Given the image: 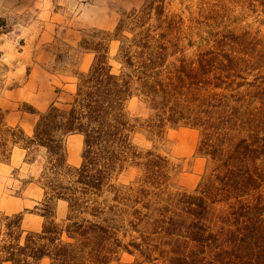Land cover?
I'll use <instances>...</instances> for the list:
<instances>
[{"label": "rangeland", "instance_id": "374dc122", "mask_svg": "<svg viewBox=\"0 0 264 264\" xmlns=\"http://www.w3.org/2000/svg\"><path fill=\"white\" fill-rule=\"evenodd\" d=\"M6 3L0 0L1 264H13L5 261L1 246H24L48 222L60 231L55 245L78 239L68 233L75 227L96 225L86 239L97 241L99 232L107 237L108 264H245L238 228L255 195L248 188L224 192L225 164H232L230 145L245 137L239 125L264 108V0H82L71 15L106 5L116 12L115 26L105 30L73 18L75 26H56L51 42L20 31L37 21L23 19ZM67 28L77 32L76 40L65 37ZM140 40L152 44L154 53L166 48L160 79L172 93L168 108L157 111L154 103L163 99L151 103L133 82L135 94L107 118L106 132L115 137L108 147L103 142L96 163L84 156L82 133L65 135L57 153L34 140L42 115L76 106L79 89L90 85L86 80L105 48L112 73L129 74L121 47L135 55L142 50ZM42 52L52 53V59L39 57ZM202 58L231 68L225 73L229 86L224 87L225 76L211 83L215 75H198ZM211 101L215 106L207 104ZM173 106L177 112L171 118ZM12 112L31 113L32 129L19 120L11 123ZM85 162L93 174H105L98 189L88 178L81 181ZM52 263L51 255L41 260Z\"/></svg>", "mask_w": 264, "mask_h": 264}, {"label": "trees", "instance_id": "16d2710c", "mask_svg": "<svg viewBox=\"0 0 264 264\" xmlns=\"http://www.w3.org/2000/svg\"><path fill=\"white\" fill-rule=\"evenodd\" d=\"M138 45L142 47V50L135 55L127 51V48L121 47V60L127 65L129 73L123 75L112 73L113 66L108 62V51L105 48V54L99 57L86 80L90 85L87 88H82V85L79 89L76 106L69 112L53 108L47 114L42 115L35 128L34 140L48 146L52 153H57L63 150L62 142L65 135L72 132L82 133L86 137L84 156L96 163L98 162L97 159L103 154L101 149L103 142L107 140L108 147L109 142L112 141L111 139L115 137V135L106 132V127L109 126L107 118L115 112L119 113L124 108L125 102L135 94L132 91L133 82L139 83L140 89L148 96L151 103L158 98L163 99L161 103H154L153 107L157 111L160 108H168L171 100H168L167 97H172V93L165 91L167 84L160 79V76H162L161 68L165 63L166 48L163 46L164 51L154 53L152 44L140 40ZM218 60L219 58H217ZM227 60V58H224L219 61L226 62ZM183 65L182 62L179 67ZM199 65L200 72L198 75L201 78L205 77L207 79L209 75L216 76H212L211 83L216 79H218L217 81L225 80V73L231 69L230 67L219 69L220 66L204 58L201 59ZM225 78L226 85L224 84V87H227L229 86V77L225 76ZM207 104L213 105L214 102L211 101ZM170 110L171 115L169 117L174 118L173 111L177 112V107L174 108L173 106ZM256 113V115L252 113L249 116V118L252 116L253 119L245 120L239 125L240 132L247 135L244 134L245 137L237 144L230 145L228 154L229 161L232 164L228 161L225 164V168L227 167L226 173L229 177L224 184L228 187L224 192L227 193L229 188L234 189V191L248 188V192L252 190L251 192H254L255 195L253 205L247 213L242 215L243 220L238 228L240 230L239 234L242 232L238 241L239 248L241 247V251L245 252L244 255L248 256L245 264H264V108H260ZM228 124H233V122L229 120ZM251 128L252 132L250 133ZM208 141H204L207 146L210 144ZM215 144L216 142L210 146H215ZM208 154L211 155L212 153L209 152ZM212 156L214 157L215 154ZM59 161L62 162L61 158ZM251 162L255 165L252 166ZM91 165L89 162L83 163L82 168L79 170V176L81 181L88 178L87 183L92 186L96 185L98 189L104 183L105 174L104 172L93 174ZM213 183L212 179L206 184L208 191L214 185ZM45 224L42 233L36 237H28L24 246L15 247L11 243L1 246L2 251L6 254L5 261H11L13 264H41L42 258L51 255L52 264L109 263L110 256L104 250L107 237L104 238V235L99 232L100 239H96L97 241H94L95 238L93 241L86 239V237L90 238L93 233H96V225L93 224V227L90 226L86 229L79 226L75 227L76 229L73 232L69 230L68 233L71 236L78 234L80 236L78 239L73 238L72 242L67 241L55 245V240L60 235L58 226L55 222ZM228 232L235 235V237L231 235L230 238L238 239L237 230L231 229ZM196 239L201 241L203 246L208 245L207 238L204 235L197 234ZM87 245L91 247V249L87 248L88 251L86 249ZM85 249L87 254L80 255Z\"/></svg>", "mask_w": 264, "mask_h": 264}, {"label": "crops", "instance_id": "0c3cea01", "mask_svg": "<svg viewBox=\"0 0 264 264\" xmlns=\"http://www.w3.org/2000/svg\"><path fill=\"white\" fill-rule=\"evenodd\" d=\"M6 1V5L8 4V7L13 8L14 5L16 6V11L20 14V16L24 18L26 17H33L34 23L25 24V27H22L20 31L23 33H29L31 35V38H40V40H44V37H46V40H49L51 38L50 42L55 39V36H53V32L56 30V26H59L61 24H70L72 26V23L69 22V20H72L73 18L77 20L72 21H81L85 22L87 26H94L97 28L109 30L112 29L115 26V19L116 12L115 10H112L109 6L106 5H90L84 8L82 5L80 9L84 8L83 11H78L74 16L71 15L74 14L75 8L77 6H80L82 3V0H4ZM15 1L18 4H14ZM102 2H109V0H100ZM81 9V10H82ZM35 14V17H34ZM70 15V16H69ZM1 16V14H0ZM4 18L7 17L6 13L3 14ZM40 17L41 20H45L43 23H39L40 20H38ZM38 18V19H37ZM80 22V23H81ZM81 24V25H82ZM47 28V31L44 33V29ZM65 37L70 40H76L78 38V34L75 30L72 28H67L65 31ZM6 36V35H5ZM53 37V38H52ZM28 44V41H26ZM43 43V42H41ZM3 49L2 44H0V51ZM30 49V48H29ZM7 55V53H6ZM39 57H45L46 59H52L53 54L48 52H42L40 53ZM38 66V64L36 65ZM9 118L11 123H18L19 122L23 125L25 129H28L30 131L32 129V120L33 115L31 113H21L18 112H12L9 114Z\"/></svg>", "mask_w": 264, "mask_h": 264}, {"label": "bare ground", "instance_id": "6f19581e", "mask_svg": "<svg viewBox=\"0 0 264 264\" xmlns=\"http://www.w3.org/2000/svg\"><path fill=\"white\" fill-rule=\"evenodd\" d=\"M185 132H186V131H185ZM185 132H184V133H185ZM186 136H187V135H186Z\"/></svg>", "mask_w": 264, "mask_h": 264}]
</instances>
